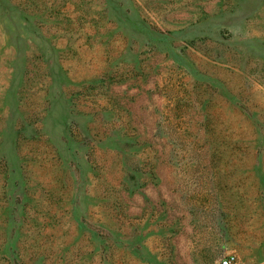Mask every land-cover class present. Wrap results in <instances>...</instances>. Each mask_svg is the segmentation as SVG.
Segmentation results:
<instances>
[{"label":"rangeland","instance_id":"1","mask_svg":"<svg viewBox=\"0 0 264 264\" xmlns=\"http://www.w3.org/2000/svg\"><path fill=\"white\" fill-rule=\"evenodd\" d=\"M264 264V0H0V264Z\"/></svg>","mask_w":264,"mask_h":264},{"label":"built area","instance_id":"2","mask_svg":"<svg viewBox=\"0 0 264 264\" xmlns=\"http://www.w3.org/2000/svg\"><path fill=\"white\" fill-rule=\"evenodd\" d=\"M219 264H237V260L234 255L228 254L220 260Z\"/></svg>","mask_w":264,"mask_h":264}]
</instances>
